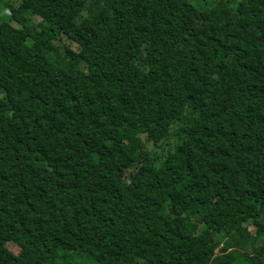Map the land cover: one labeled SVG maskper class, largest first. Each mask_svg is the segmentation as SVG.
Listing matches in <instances>:
<instances>
[{
    "label": "trees",
    "instance_id": "1",
    "mask_svg": "<svg viewBox=\"0 0 264 264\" xmlns=\"http://www.w3.org/2000/svg\"><path fill=\"white\" fill-rule=\"evenodd\" d=\"M0 264H264V0H0Z\"/></svg>",
    "mask_w": 264,
    "mask_h": 264
},
{
    "label": "rangeland",
    "instance_id": "2",
    "mask_svg": "<svg viewBox=\"0 0 264 264\" xmlns=\"http://www.w3.org/2000/svg\"><path fill=\"white\" fill-rule=\"evenodd\" d=\"M12 3H14V1H11ZM39 20V19H37ZM38 22V21H36ZM14 25H17L15 22H12ZM39 24H42V22H40ZM67 38L63 37L61 38L60 41L66 43V44H70L71 47H74L72 45V43L68 40H66ZM58 46V44L56 45V47ZM219 74H223V71H219ZM173 126L170 127L169 129V134L167 137L163 138L164 140H160L159 142H157L155 145L152 144V142H148L146 139H145V135H141L140 137V145H141V148H142V151L143 152H146V157L148 156L149 158H155V157H158L160 156L161 153H165L167 150H170L172 148V145H173V142H174V135H173V130H172ZM253 232V231H252ZM261 243V240L258 239L256 240V244L259 245ZM32 249L28 246L26 247H23L21 249L19 248H14V252H24V253H28L30 252ZM240 257L239 253H235L234 255V259H238Z\"/></svg>",
    "mask_w": 264,
    "mask_h": 264
}]
</instances>
